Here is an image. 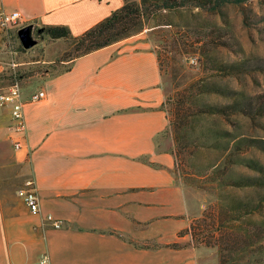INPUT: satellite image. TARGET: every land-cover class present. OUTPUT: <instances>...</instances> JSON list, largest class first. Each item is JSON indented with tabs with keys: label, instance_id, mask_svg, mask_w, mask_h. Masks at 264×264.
Returning <instances> with one entry per match:
<instances>
[{
	"label": "crops",
	"instance_id": "1",
	"mask_svg": "<svg viewBox=\"0 0 264 264\" xmlns=\"http://www.w3.org/2000/svg\"><path fill=\"white\" fill-rule=\"evenodd\" d=\"M123 4L2 0L1 7L18 12L22 28L64 26L79 36ZM135 36L22 93L25 100L45 93L24 107V136L12 131V107L0 106V264H34L43 254L51 264H219L216 251L186 233L192 216L166 133L168 92L156 52ZM5 44L0 32V72L13 59ZM28 180L39 215L17 195ZM44 215L62 228L43 229Z\"/></svg>",
	"mask_w": 264,
	"mask_h": 264
},
{
	"label": "rangeland",
	"instance_id": "2",
	"mask_svg": "<svg viewBox=\"0 0 264 264\" xmlns=\"http://www.w3.org/2000/svg\"><path fill=\"white\" fill-rule=\"evenodd\" d=\"M160 14L162 25L153 27L150 21L134 38L142 49L156 52L168 92L166 133L174 141L175 171L192 216L186 233L195 245L210 242L206 247L216 251L219 264H264V186L224 185L239 178L264 183V150L258 146L264 141V115L256 113L259 104L264 106V0L226 3L215 11L189 6ZM4 52L13 53L11 62L18 67L0 72V87L11 85L15 72L26 97L63 72L74 54L72 42L50 40L42 27L13 31ZM233 64L238 73L231 70ZM234 103L253 105L254 115L198 113ZM258 204L257 211L246 213Z\"/></svg>",
	"mask_w": 264,
	"mask_h": 264
},
{
	"label": "trees",
	"instance_id": "3",
	"mask_svg": "<svg viewBox=\"0 0 264 264\" xmlns=\"http://www.w3.org/2000/svg\"><path fill=\"white\" fill-rule=\"evenodd\" d=\"M245 1L246 0H141L138 4L124 1V4L120 8L112 11L108 17L79 36H72L69 30L64 26L43 27L42 34L50 40H69L72 42L74 54L68 57V62L71 63L78 57L84 56L141 33L149 25L150 21L154 22L153 27L162 25L159 22L161 15L160 13L162 12H170L189 6H196L204 10L215 11L226 3L241 5ZM242 11L245 16L246 10L242 9ZM230 67L231 70H236L234 73L239 72V66L237 64H233ZM68 68L69 66L64 71L68 70ZM13 73V80H17L15 72ZM216 92L225 96L234 97L238 95L234 91L225 93L222 90H218ZM252 110H254V106L248 105V103L246 105L234 103L224 107H206L205 110H201L198 113L206 115L216 114L224 117H227L233 113H242L251 117L254 115ZM256 113L259 115H264V106L262 104H259ZM258 146L264 150V141L259 142ZM236 151H239V148H235V152ZM250 165H252L250 166L252 169H261V167L257 164ZM224 185L227 187L244 189L261 188L264 186V183L259 178H239L237 180H232L229 183H225ZM260 204L257 206L247 207L246 213L257 211L260 207ZM190 234L192 238L195 239L196 235L193 233V231L191 232V229ZM195 240L197 241V238ZM208 243L210 244V242ZM208 243L205 242L203 244L205 246H209Z\"/></svg>",
	"mask_w": 264,
	"mask_h": 264
},
{
	"label": "built area",
	"instance_id": "4",
	"mask_svg": "<svg viewBox=\"0 0 264 264\" xmlns=\"http://www.w3.org/2000/svg\"><path fill=\"white\" fill-rule=\"evenodd\" d=\"M1 6L2 0H0V32L6 40V44L10 45L11 33L13 31H19V29L23 27L24 22L18 12H8ZM27 27L35 28V25L28 24ZM11 54L13 56V53ZM10 67L15 70L16 65L14 62H10ZM44 98L45 93L43 91H38L25 100L22 96V90L17 80H14L11 85L5 87L4 89H0V106L12 107V131L14 133L24 136V132L26 131L24 107L26 103L38 102ZM14 147L15 149H20V142H15ZM17 195L27 206L29 212L32 215L41 214L40 200L34 181H26L23 187L18 189ZM40 225L43 229H45L47 226L58 230L62 228L61 221L55 219L52 215L42 216ZM34 264H51V261L47 254H43Z\"/></svg>",
	"mask_w": 264,
	"mask_h": 264
}]
</instances>
